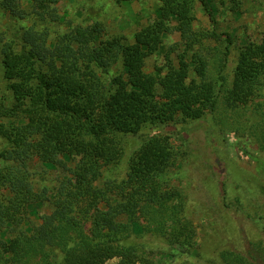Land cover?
Masks as SVG:
<instances>
[{
  "label": "trees",
  "instance_id": "1",
  "mask_svg": "<svg viewBox=\"0 0 264 264\" xmlns=\"http://www.w3.org/2000/svg\"><path fill=\"white\" fill-rule=\"evenodd\" d=\"M58 1L0 0V10L11 19L30 22L9 40L0 33V65L9 92L0 97V264H108L115 258L114 264H158L153 249L130 241L145 235L178 241V232L182 247L191 243L181 208L171 204L173 196L163 184L176 153L168 137L147 134L118 182L110 173L121 158V144L143 130L199 122L205 111L217 114L263 96L264 38L245 41L231 67L232 36L192 26L197 3L216 24L213 0H157V21L138 31L133 43L122 36L102 39L98 24L76 26L51 39L45 24L59 18L46 14L44 5ZM173 32L179 42L164 48L163 67L146 74L145 61ZM250 114L259 123L254 129L249 125L248 142L264 159V105ZM219 122L213 125L218 133ZM181 130L185 144L192 131ZM224 131L241 138L239 128ZM215 132L208 134L211 140ZM258 155L245 152L259 178L264 160ZM33 161L70 177L36 189ZM44 203L52 211L31 227L29 218ZM183 255L189 256L177 257ZM219 260L264 264V249H224Z\"/></svg>",
  "mask_w": 264,
  "mask_h": 264
},
{
  "label": "rangeland",
  "instance_id": "2",
  "mask_svg": "<svg viewBox=\"0 0 264 264\" xmlns=\"http://www.w3.org/2000/svg\"><path fill=\"white\" fill-rule=\"evenodd\" d=\"M212 2L216 7V24L213 25L207 20L205 12L197 3L193 11L195 20L192 26L195 31L215 29L218 33L228 32L233 38L229 56L230 66L233 67L237 52L245 41L260 43L264 38V0ZM44 7L48 11L46 14L51 13L59 18L56 22L50 19L45 24L51 39L76 26L98 24L102 29V39L122 36L129 43H133L134 35L138 31L157 21L159 3L157 0H59L55 4H45ZM27 25L30 22L25 17L13 20L0 10V33L7 40L14 33L20 35L23 32L20 27ZM169 25L173 28L176 21L171 20ZM178 42V33L167 35L160 52L147 58L143 71L154 74L157 68L161 69L164 65V48ZM208 45L216 46L211 42ZM219 45V49H222L223 45ZM2 72L0 65V97L5 99L9 92L6 90ZM258 105H264V94H257L246 105H227L228 109L217 114L205 111L199 122L188 121L182 125L143 130L139 135L127 137L121 144V158L110 173L112 179L118 182L125 178L128 161L141 146L145 135L154 133L168 137L176 153L174 166L166 170L163 184L173 196L171 204L181 208L182 220L185 224L187 222L191 230V243L182 247L179 242L183 240L178 232H174L178 241L167 242L150 235H145L144 238L132 237L130 241L146 244L149 251L153 249L154 252L150 253L158 264H182L186 259H191L189 264H222L219 263V255L224 249L241 253H248L252 245L264 249V174H260L261 177L258 178L254 173L253 162L245 156V152L259 154V158L264 160L253 143L248 142L247 135V132L251 134L256 123V118L250 112L258 108ZM216 121H220L222 126H219V133L213 127ZM258 123L259 121L255 126ZM249 125H252V130L248 128ZM183 127L192 131L185 144L181 140ZM232 128L241 130L238 133L243 137L241 141V138L232 137L231 133L224 131ZM213 130L216 131V137L211 140L208 134ZM73 167L74 163L67 164V168ZM30 171L36 189L44 186L53 188L64 176L70 177L63 169H47L36 161L30 164ZM51 211V206L44 203L29 218L30 226H38L41 217ZM139 222L142 226L146 224L143 218ZM172 243L177 247H171ZM181 252L188 253L190 257H177ZM117 260L115 258L108 264H114Z\"/></svg>",
  "mask_w": 264,
  "mask_h": 264
}]
</instances>
